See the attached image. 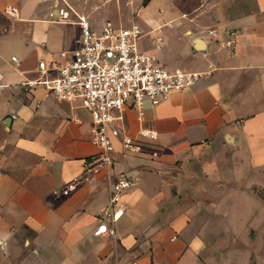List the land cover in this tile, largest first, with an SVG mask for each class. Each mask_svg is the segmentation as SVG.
Segmentation results:
<instances>
[{"label": "crops", "instance_id": "0c3cea01", "mask_svg": "<svg viewBox=\"0 0 264 264\" xmlns=\"http://www.w3.org/2000/svg\"><path fill=\"white\" fill-rule=\"evenodd\" d=\"M99 1L140 20V51L157 33L171 44L154 52L162 66L209 75L144 102L141 121L128 102L114 123L120 136L156 131L157 156L127 154L115 138L111 166L87 173L99 154L89 112L24 83L53 78L77 47L76 17L58 22L57 6L99 30L110 22L93 17ZM122 176L136 180L125 212L94 237ZM0 264H264V0H0Z\"/></svg>", "mask_w": 264, "mask_h": 264}, {"label": "built area", "instance_id": "2783aa9c", "mask_svg": "<svg viewBox=\"0 0 264 264\" xmlns=\"http://www.w3.org/2000/svg\"><path fill=\"white\" fill-rule=\"evenodd\" d=\"M58 22L76 17L80 37L77 47L70 53H60V60L54 67L55 76L48 80L26 82L31 89L35 84L44 85L49 95L57 101L79 100L91 117L90 140L99 148V154L92 159L87 173H95L112 164L115 151L113 139H119L122 150L127 154H159L154 146L158 138L156 131L142 128L136 137L120 136L114 123L121 120V113L127 103L137 111V119L143 118V103L156 106L167 101L174 92L193 86L209 72H189L183 69L169 70L162 66L154 52L163 46V37L157 33L150 40L151 51L139 50V40L144 35L137 23L129 27H114L105 22L99 30L92 28L88 19L76 15L66 4L57 6ZM3 13L10 17L17 14L13 7H5ZM53 20V13H48ZM212 35L213 31H208ZM236 31H228L222 47L232 51ZM38 69L45 72V65L39 62ZM74 180L60 189L59 194L67 196L77 188ZM136 184L131 177L122 176L110 185L107 207L99 216V223L93 230L94 237L108 233V222H116L125 212L122 193Z\"/></svg>", "mask_w": 264, "mask_h": 264}, {"label": "rangeland", "instance_id": "374dc122", "mask_svg": "<svg viewBox=\"0 0 264 264\" xmlns=\"http://www.w3.org/2000/svg\"><path fill=\"white\" fill-rule=\"evenodd\" d=\"M188 0H183V2H186ZM128 12L129 10L127 8H125L124 6H121V8L116 7V5L112 2L109 3H102L99 1V8L97 10V12L94 13L95 19H97L98 21H110V23L114 26V27H129L131 25V19L128 16ZM136 23L143 27V25L141 24L140 20H136ZM150 39L147 37L144 39V43L147 44V48L151 47V43L149 41ZM176 43H178L179 45H181L182 41H176ZM170 43H168L166 46L165 44H163L162 47H164V50L162 51H168L170 52Z\"/></svg>", "mask_w": 264, "mask_h": 264}, {"label": "trees", "instance_id": "16d2710c", "mask_svg": "<svg viewBox=\"0 0 264 264\" xmlns=\"http://www.w3.org/2000/svg\"><path fill=\"white\" fill-rule=\"evenodd\" d=\"M149 0H143V5L147 4Z\"/></svg>", "mask_w": 264, "mask_h": 264}, {"label": "water", "instance_id": "95a60500", "mask_svg": "<svg viewBox=\"0 0 264 264\" xmlns=\"http://www.w3.org/2000/svg\"><path fill=\"white\" fill-rule=\"evenodd\" d=\"M195 43H196V46L199 47V44H200L199 41L197 40Z\"/></svg>", "mask_w": 264, "mask_h": 264}]
</instances>
